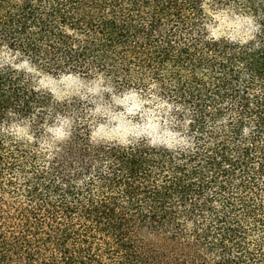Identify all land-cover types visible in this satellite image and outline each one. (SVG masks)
Returning <instances> with one entry per match:
<instances>
[{
    "label": "trees",
    "instance_id": "1",
    "mask_svg": "<svg viewBox=\"0 0 264 264\" xmlns=\"http://www.w3.org/2000/svg\"><path fill=\"white\" fill-rule=\"evenodd\" d=\"M0 54V264H264V0H0ZM14 61L136 91L171 139L95 141Z\"/></svg>",
    "mask_w": 264,
    "mask_h": 264
},
{
    "label": "rangeland",
    "instance_id": "2",
    "mask_svg": "<svg viewBox=\"0 0 264 264\" xmlns=\"http://www.w3.org/2000/svg\"><path fill=\"white\" fill-rule=\"evenodd\" d=\"M248 19L239 15L219 13L213 27L215 35L233 38L245 37L250 32ZM2 57V54H0ZM9 61V57L4 58ZM13 62V59L10 60ZM18 69L29 70L36 85L50 92L57 100H79L91 121V137L95 141L126 143L146 136L153 142L168 141L170 135L161 127L155 106L136 91H118L103 79L78 74H49L28 69L25 61H14ZM65 125L54 129L64 134Z\"/></svg>",
    "mask_w": 264,
    "mask_h": 264
}]
</instances>
